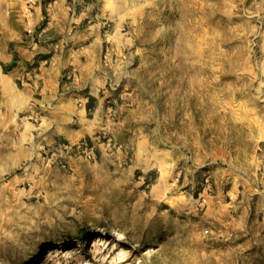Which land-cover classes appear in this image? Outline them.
I'll return each instance as SVG.
<instances>
[{
    "label": "rangeland",
    "instance_id": "374dc122",
    "mask_svg": "<svg viewBox=\"0 0 264 264\" xmlns=\"http://www.w3.org/2000/svg\"><path fill=\"white\" fill-rule=\"evenodd\" d=\"M31 39L99 90L80 140L0 105V264H264V0H0Z\"/></svg>",
    "mask_w": 264,
    "mask_h": 264
},
{
    "label": "crops",
    "instance_id": "0c3cea01",
    "mask_svg": "<svg viewBox=\"0 0 264 264\" xmlns=\"http://www.w3.org/2000/svg\"><path fill=\"white\" fill-rule=\"evenodd\" d=\"M35 13L37 23H40L43 8L37 6ZM23 43L15 48L20 58L15 69L5 73L0 64L2 112L13 119L23 113L24 118L31 119L42 111L45 116L41 127L47 135L61 136L65 140L91 136L87 106L88 98L98 97L99 87L93 79L96 70L79 66L75 69L79 71L77 78L64 84L63 73L72 62L48 57L52 50L34 43L32 39ZM0 54L3 58H0V63L7 65L12 62L13 53L9 47H1ZM72 91L79 92L77 95L83 98L81 107Z\"/></svg>",
    "mask_w": 264,
    "mask_h": 264
},
{
    "label": "trees",
    "instance_id": "16d2710c",
    "mask_svg": "<svg viewBox=\"0 0 264 264\" xmlns=\"http://www.w3.org/2000/svg\"><path fill=\"white\" fill-rule=\"evenodd\" d=\"M44 13L46 14L45 10H44ZM12 53H13V60H12L11 63H9L7 65H5L3 63H0L5 73H9L10 71H12L13 69H15L18 66V61L20 60V58H19L17 52L12 51ZM89 99H90L91 102H96L97 101V99L94 98V97H90ZM90 101H89L88 106H87V109H88L89 113L92 112L94 110V108H95V105L94 106L91 105Z\"/></svg>",
    "mask_w": 264,
    "mask_h": 264
},
{
    "label": "built area",
    "instance_id": "2783aa9c",
    "mask_svg": "<svg viewBox=\"0 0 264 264\" xmlns=\"http://www.w3.org/2000/svg\"><path fill=\"white\" fill-rule=\"evenodd\" d=\"M36 37H37V38H41L42 35H41V34H37Z\"/></svg>",
    "mask_w": 264,
    "mask_h": 264
},
{
    "label": "bare ground",
    "instance_id": "6f19581e",
    "mask_svg": "<svg viewBox=\"0 0 264 264\" xmlns=\"http://www.w3.org/2000/svg\"><path fill=\"white\" fill-rule=\"evenodd\" d=\"M123 238V237H122Z\"/></svg>",
    "mask_w": 264,
    "mask_h": 264
}]
</instances>
